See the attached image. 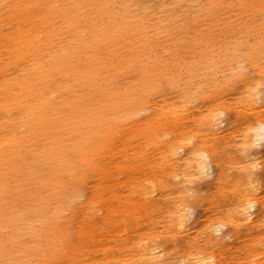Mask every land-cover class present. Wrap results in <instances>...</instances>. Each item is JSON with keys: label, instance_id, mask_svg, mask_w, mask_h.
Returning <instances> with one entry per match:
<instances>
[{"label": "rangeland", "instance_id": "obj_1", "mask_svg": "<svg viewBox=\"0 0 264 264\" xmlns=\"http://www.w3.org/2000/svg\"><path fill=\"white\" fill-rule=\"evenodd\" d=\"M153 4L139 60L117 68L71 33L108 26L84 0H0V264H264V143L251 137L264 121V3L255 32L243 26L252 9L226 20L204 16L207 0ZM191 14L183 37L199 44L187 48L175 33ZM71 48L80 67L99 61L119 105L103 104L99 76L51 70ZM193 147L213 173L197 171Z\"/></svg>", "mask_w": 264, "mask_h": 264}, {"label": "bare ground", "instance_id": "obj_2", "mask_svg": "<svg viewBox=\"0 0 264 264\" xmlns=\"http://www.w3.org/2000/svg\"><path fill=\"white\" fill-rule=\"evenodd\" d=\"M264 3V0H256V2ZM208 4L211 5L207 12L204 13V16L209 18L211 16H219L221 17V13L223 18L226 20H230L234 17L241 16L244 12H249L252 9L253 18L249 21V23H243L245 29H250L252 32H255V0H236L232 2L230 0H207ZM84 5L88 7L91 12L90 16L93 20L97 21L98 19H107L108 26L105 29H100L97 26L96 22H89L88 31L90 37L81 36L80 29L72 26L71 33H75L78 31L80 34L79 40L82 47L91 50V48H101L105 47L108 52L111 53L109 57L113 66L117 68H124L129 65L133 61L139 60L138 57H135L138 49L144 46V41L147 39L145 36L144 30L150 25L149 20L142 14V12L150 11L152 13H156L159 11L160 6L154 5L153 0H84ZM134 5V8H133ZM176 16L178 14L177 9L173 12ZM76 15L79 14L78 11H75ZM177 17V18H178ZM196 17V14H191L184 16V22L182 28L179 32L175 33L178 44L185 46L187 48L197 47L199 44L198 40H194L191 43H188L183 35L185 32L192 31V22L191 18ZM198 17H203L198 14ZM242 24V23H241ZM144 29V30H143ZM95 49V50H96ZM79 49L71 48L70 52L67 53L64 57H60L56 59V65L51 70H56L59 68L72 70L73 74L76 76L82 77L84 80L91 82L94 76H99L100 80L98 81V86L101 87L105 92L104 103H109V100L113 98L116 103L119 105V101L113 96L114 90V81L107 80L105 83H102V77H106L108 75L107 72L103 73L100 71L102 69L99 61H95V59L87 64L84 67H80L77 65L76 60L78 58ZM178 54L175 53L173 55L172 65H176V60ZM73 58V59H72ZM143 65H146V62L141 60ZM148 81L151 85H158L160 78L156 72L150 73L148 72ZM78 77L77 79H79ZM107 79V78H104ZM140 94V93H139ZM142 96V95H141ZM138 95H128L126 98L131 102V106L136 108L142 105L143 97ZM79 113V118H78ZM81 112L75 110L71 112V116L76 120H81ZM95 119V118H94ZM94 119L83 121L84 124H87V127L90 128L89 133L93 136L96 135L95 126H92V121ZM213 121L217 124L218 117L217 114L213 115ZM259 124L255 127H252V140L254 144L262 145L264 143V121L259 120ZM62 125V123H57V126ZM82 138V136H79ZM186 145H182L181 148H185ZM195 153L196 155L193 157L195 159V168L200 174H210L213 173V166L211 161V155L208 151L199 152L196 148L190 151V153ZM180 156L178 147L172 148V155L175 158V162L177 164L189 163L190 156ZM190 155V154H189ZM259 162L250 163V169L254 171L257 169ZM176 176H179L176 174ZM251 201L243 200V203L239 206V211L244 214V221H252V213L251 209L254 207V204H251ZM183 209L179 208L178 212L181 213ZM182 224V223H181ZM218 234L222 233V228L217 227L215 230ZM145 253H149L145 249Z\"/></svg>", "mask_w": 264, "mask_h": 264}]
</instances>
